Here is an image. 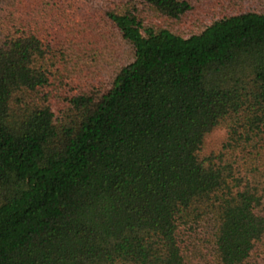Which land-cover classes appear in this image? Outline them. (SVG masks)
Returning <instances> with one entry per match:
<instances>
[{"label":"trees","instance_id":"1","mask_svg":"<svg viewBox=\"0 0 264 264\" xmlns=\"http://www.w3.org/2000/svg\"><path fill=\"white\" fill-rule=\"evenodd\" d=\"M0 264H264V0H0Z\"/></svg>","mask_w":264,"mask_h":264},{"label":"rangeland","instance_id":"2","mask_svg":"<svg viewBox=\"0 0 264 264\" xmlns=\"http://www.w3.org/2000/svg\"><path fill=\"white\" fill-rule=\"evenodd\" d=\"M223 135V132L222 131H217L215 133H213L211 135V137L208 139V144H211L213 142H215L216 140H218L221 136Z\"/></svg>","mask_w":264,"mask_h":264}]
</instances>
